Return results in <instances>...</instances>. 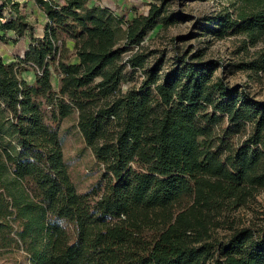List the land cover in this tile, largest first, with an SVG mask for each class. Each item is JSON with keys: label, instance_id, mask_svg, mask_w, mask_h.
I'll use <instances>...</instances> for the list:
<instances>
[{"label": "trees", "instance_id": "trees-1", "mask_svg": "<svg viewBox=\"0 0 264 264\" xmlns=\"http://www.w3.org/2000/svg\"><path fill=\"white\" fill-rule=\"evenodd\" d=\"M168 1L139 13L33 0L39 35L20 2L0 0V40L29 37L15 60L0 56V249L27 264H264V219L234 225L264 189V99L217 74L218 59L147 63L149 31L178 22ZM217 4L197 26L262 44L239 66L264 69V0ZM75 113L97 170L84 189L62 130Z\"/></svg>", "mask_w": 264, "mask_h": 264}, {"label": "rangeland", "instance_id": "rangeland-1", "mask_svg": "<svg viewBox=\"0 0 264 264\" xmlns=\"http://www.w3.org/2000/svg\"><path fill=\"white\" fill-rule=\"evenodd\" d=\"M28 0H22L25 2ZM30 1V0H29ZM28 1V2H29ZM110 5L126 4L127 7H136V12L147 13L152 2L161 0H101ZM28 5V6H27ZM25 4L28 19L36 26V33L41 35L44 31L45 20L40 11L32 12V3ZM168 8L177 10L179 19L177 23L164 26L158 23L149 31L143 45L150 56L148 64L152 65L156 60L162 64L161 73L169 68L175 57L187 53L189 56L197 53L204 59H218L224 67H218L217 74H223L229 83H237L246 86L247 89L257 98L264 99V69L241 67L239 64L251 61L256 56L255 51L262 47L245 45L243 34H232L222 38L214 37L211 33L197 26V20L205 14L212 13L219 5L217 0H169ZM134 10L128 14L133 15ZM9 34L5 41L0 40V56L15 60L19 54H23L29 43V37L24 36L19 40L12 38ZM67 45L72 47L74 41L66 39ZM25 79L33 80V73L29 70L22 72ZM143 70L139 69L133 81L125 83L130 86L139 83L143 78ZM77 121V113L65 118L62 121V130L69 127V134L65 136V152L70 159L74 170L75 180L81 189L86 188L95 178L94 157L89 148H85L79 131L74 127ZM245 138V135L241 137ZM234 225L245 226L260 224L264 219V189L256 194L247 204L240 206L234 211ZM230 226V223H227ZM219 231L227 233L229 227H220ZM0 264H27L21 252L14 250L12 253L0 249Z\"/></svg>", "mask_w": 264, "mask_h": 264}, {"label": "crops", "instance_id": "crops-1", "mask_svg": "<svg viewBox=\"0 0 264 264\" xmlns=\"http://www.w3.org/2000/svg\"><path fill=\"white\" fill-rule=\"evenodd\" d=\"M29 1V0H28ZM28 1H25V2H22L23 4H22V7L23 6H25V4L27 5V4H29V3H32L33 2V0H30L29 2ZM26 9V8H25Z\"/></svg>", "mask_w": 264, "mask_h": 264}, {"label": "built area", "instance_id": "built-area-1", "mask_svg": "<svg viewBox=\"0 0 264 264\" xmlns=\"http://www.w3.org/2000/svg\"><path fill=\"white\" fill-rule=\"evenodd\" d=\"M14 1L20 2L21 7H22V4H23V3H22V0H14ZM1 19H2V20H5V17H1Z\"/></svg>", "mask_w": 264, "mask_h": 264}]
</instances>
